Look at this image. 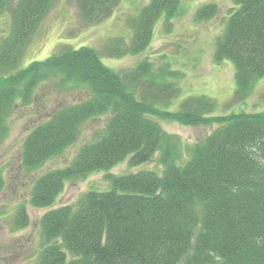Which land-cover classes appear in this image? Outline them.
I'll return each mask as SVG.
<instances>
[{"label":"trees","instance_id":"16d2710c","mask_svg":"<svg viewBox=\"0 0 264 264\" xmlns=\"http://www.w3.org/2000/svg\"><path fill=\"white\" fill-rule=\"evenodd\" d=\"M52 1L0 0V16H12L10 33L0 37V145L9 135L8 120L17 103L30 104L41 83L57 78L64 88L86 87L87 99L59 107L27 135L24 170H38L77 143L91 119L110 114L107 124L69 165L34 180L30 203L37 209L52 207L68 181H85L102 170L108 172L109 187H90L76 204L41 217L37 264H264V109L215 114L217 102L197 95L176 111H164L162 102L166 105L180 93L177 82L169 80L178 71L164 65L155 73L147 59L130 68H113L88 45L65 46L21 67ZM85 1L81 8L79 0V7L91 22L112 15L122 0ZM234 3L215 40L213 59L234 64L235 101L245 103L264 78V0ZM188 9L194 10L192 2L151 0L131 20V41L117 38L105 47L106 53L145 52L158 22L165 19L169 28ZM218 13L216 3H207L195 17L209 20ZM154 117L218 127L186 147ZM158 151L162 175L152 170L109 173L126 159L131 167L142 165ZM13 220L16 229L29 226L23 204Z\"/></svg>","mask_w":264,"mask_h":264},{"label":"rangeland","instance_id":"374dc122","mask_svg":"<svg viewBox=\"0 0 264 264\" xmlns=\"http://www.w3.org/2000/svg\"><path fill=\"white\" fill-rule=\"evenodd\" d=\"M150 1L122 0L109 17L87 22L81 13L79 0H53L25 50L21 67L33 61L45 60L65 46L78 48L88 45L98 49L103 60L113 68H130L147 59L153 64L155 73L164 65L178 71L179 75L176 78L170 77L169 80L177 82L180 93L166 105L163 104L165 101L162 102L161 109L164 111H176L184 100L197 95L210 97L217 102L215 114H230L240 110L257 112L264 109V78L256 85L255 92L248 101L238 103L235 101L237 85L234 64L229 60L216 64L213 59L215 40L218 33L224 29L225 18L230 8L235 5L234 0H183L187 6L192 2L194 10L188 9L180 14L169 28L166 27L165 19H161L145 52L118 57L108 55L105 47L111 41L117 38H123L128 43L131 41V20ZM84 3L87 2L80 0L81 8ZM207 3L218 5V15L209 20H197L195 11ZM11 24L10 12L0 16V37L10 33ZM89 96L90 92L86 87L64 88L58 85V79L55 78L37 87L30 104L24 105L18 100L8 120L9 135L0 145V170H3L4 175V187L0 190L2 264H37L42 241L41 217L53 208L76 204L90 187L100 190L109 187L105 179L108 172L102 170L90 174L85 181H68L64 193L52 207L36 209L30 203L34 180L47 171L69 165L80 147L104 130L110 114L96 117L84 124L77 143L32 172L24 170L22 166V150L27 135L59 107L83 101ZM153 119L159 121L168 133L178 136L186 147L202 141L218 127V124L186 126L158 117ZM140 170H152L162 175L160 151L151 160L139 166L131 167L126 159L113 167L109 173L121 175ZM22 204L29 216V226L16 229L13 218Z\"/></svg>","mask_w":264,"mask_h":264}]
</instances>
